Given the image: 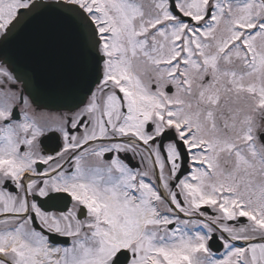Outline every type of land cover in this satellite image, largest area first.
<instances>
[{"label":"snow or ice","instance_id":"6c2138e0","mask_svg":"<svg viewBox=\"0 0 264 264\" xmlns=\"http://www.w3.org/2000/svg\"><path fill=\"white\" fill-rule=\"evenodd\" d=\"M42 6L83 98L0 66V264H264V0H0V43Z\"/></svg>","mask_w":264,"mask_h":264},{"label":"water","instance_id":"95a60500","mask_svg":"<svg viewBox=\"0 0 264 264\" xmlns=\"http://www.w3.org/2000/svg\"><path fill=\"white\" fill-rule=\"evenodd\" d=\"M36 3L48 5L54 2L37 0ZM62 12L63 9L42 6L22 16L10 40L0 43V62L10 66L13 74L20 77L24 93L35 99L41 109L68 110L83 98L80 89L66 87L75 32ZM54 34L62 40L54 43Z\"/></svg>","mask_w":264,"mask_h":264},{"label":"flooded vegetation","instance_id":"af4514ba","mask_svg":"<svg viewBox=\"0 0 264 264\" xmlns=\"http://www.w3.org/2000/svg\"><path fill=\"white\" fill-rule=\"evenodd\" d=\"M16 88L20 90V87L16 85ZM68 111V110H67ZM67 111H64V112H61V113H57V114H54V113H51V112H46L50 117H52L53 119L57 118L58 116H61L63 115L64 113H66ZM53 115H56V116H53ZM46 147L48 150H50L48 147L49 145L46 144ZM132 164L134 165H138L139 164V157H137L135 160H132L131 161ZM56 208H59V209H64V208H67V207H70L69 204H67L66 202H59L56 204L55 206ZM210 211V210H208ZM63 239V238H61Z\"/></svg>","mask_w":264,"mask_h":264},{"label":"rangeland","instance_id":"374dc122","mask_svg":"<svg viewBox=\"0 0 264 264\" xmlns=\"http://www.w3.org/2000/svg\"><path fill=\"white\" fill-rule=\"evenodd\" d=\"M1 66V65H0ZM54 116V115H53Z\"/></svg>","mask_w":264,"mask_h":264}]
</instances>
